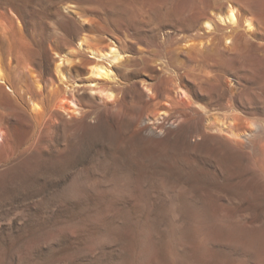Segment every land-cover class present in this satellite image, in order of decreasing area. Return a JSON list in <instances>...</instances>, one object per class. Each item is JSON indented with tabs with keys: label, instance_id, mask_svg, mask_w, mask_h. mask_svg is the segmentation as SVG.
<instances>
[{
	"label": "rangeland",
	"instance_id": "374dc122",
	"mask_svg": "<svg viewBox=\"0 0 264 264\" xmlns=\"http://www.w3.org/2000/svg\"><path fill=\"white\" fill-rule=\"evenodd\" d=\"M8 1L0 37L20 62L0 39V264H264V34L224 52L220 29L214 51H184L211 0ZM78 40L126 53L99 80L113 97L91 92ZM70 50L65 84L53 60ZM216 119L253 127L252 143L225 153L177 133L201 139Z\"/></svg>",
	"mask_w": 264,
	"mask_h": 264
},
{
	"label": "bare ground",
	"instance_id": "6f19581e",
	"mask_svg": "<svg viewBox=\"0 0 264 264\" xmlns=\"http://www.w3.org/2000/svg\"><path fill=\"white\" fill-rule=\"evenodd\" d=\"M2 1V0H0ZM5 0H3V5H5L4 3ZM10 1V0H9ZM8 1V2H9ZM175 1V0H174ZM222 1V0H221ZM172 2V1H171ZM224 3H220L218 0H211V7L212 8H217L218 10L217 11H213V10H207V11H198V12H194L195 14H193L192 16V19H191V28L190 31L191 34H188V35H184L183 37V40L186 42V49L185 48H181V50H184L186 51L187 48H189L188 50H190L191 48H194V49H198L199 51L201 52H207V51H212L215 46H216V42H215V38H213V35L214 33L217 31V30H223V32L221 33H224L226 29H229L228 32H225L222 36V41L220 40V42H223L224 44V52H228V50H231L235 47H246L245 45V41L246 39L250 38V37H256L258 35H261V34H264V11H262L259 7V5L256 3V0H226V1H223ZM2 3V2H1ZM13 3V1H12ZM116 3V2H115ZM9 4V3H7ZM21 4V3H20ZM10 5H12L10 3ZM202 5V4H201ZM7 6V5H6ZM204 6V5H203ZM202 6V8H204ZM69 9V8H68ZM127 10V9H126ZM185 14V13H184ZM183 14V15H184ZM188 14V13H187ZM152 15V14H151ZM175 15V14H174ZM191 16V15H190ZM172 17V16H171ZM178 18V17H177ZM185 19V18H184ZM83 21V20H82ZM177 21V19H176ZM190 21V20H189ZM181 22V21H180ZM188 22V21H187ZM186 22V23H187ZM185 25H190L189 22ZM172 24V23H171ZM174 24V23H173ZM181 25V24H180ZM187 25V26H188ZM197 25H200L201 27L198 29V30H195L196 26ZM185 26V27H187ZM185 29V28H184ZM183 29V31H184ZM188 30V29H186ZM189 31V32H190ZM196 31V32H195ZM218 32V33H219ZM186 33V32H185ZM217 35V34H216ZM221 35V34H220ZM106 36V35H105ZM261 38V37H260ZM255 39V38H254ZM258 39V38H257ZM96 40V39H95ZM94 40V41H95ZM249 41H252V40H249ZM115 43L113 44H109L105 47H102L99 46V47H96V45H94L96 48H93V47H88L86 48L88 51H89V54L92 55V61L90 62L89 64V70H88V73H87V77L86 79L88 78V81L87 83L89 84L90 86V90L92 93H95V92H106L109 94L110 97H113L114 95V91L112 90V88L108 87V88H104L103 90L100 89V79L102 78H115L116 79V73H115V68L113 67V64L114 63H118L120 62L122 59L126 58V53L122 52L119 50V48H117L115 45ZM79 45H80V48L81 49H84V42L83 40H80L79 41ZM87 46V45H86ZM92 46V45H91ZM250 47V46H249ZM77 48V47H76ZM220 48V47H219ZM225 48L227 50H225ZM237 48V50H239ZM222 49V48H221ZM123 50V49H122ZM197 50V51H198ZM220 50V49H219ZM222 50V51H223ZM234 50V49H233ZM247 50V49H246ZM196 51V52H197ZM214 51V50H213ZM242 52L243 51V54H244V48L243 50H239V52ZM82 52V51H81ZM217 52V50H216ZM223 52V53H224ZM236 52V50H235ZM239 52H236L235 55H241L243 56L241 53L240 54H237ZM247 52V51H246ZM88 53V52H87ZM187 53V52H186ZM71 54V53H69ZM88 54V55H89ZM207 54V53H206ZM246 54V53H245ZM248 54V53H247ZM250 54V53H249ZM58 55L57 58H55L53 60V63L55 65V70H56V73L58 74L59 78H60V81H67L65 80L67 78L66 76V73L64 71V67L66 65V63L68 64V62H70V57L69 58H66L65 56L63 55H59V54H56ZM209 55V54H208ZM77 57V56H76ZM129 57V56H128ZM78 58V57H77ZM249 58V57H248ZM127 59V58H126ZM125 59V60H126ZM123 60V61H125ZM192 60V59H191ZM249 60V59H248ZM247 60V61H248ZM78 61V60H77ZM122 61V62H123ZM76 62V61H75ZM239 62V61H238ZM72 63V62H71ZM70 64V63H69ZM121 64V63H120ZM72 65V64H71ZM70 65V66H71ZM115 65V64H114ZM250 65V63H249ZM242 66V65H240ZM118 67V66H117ZM161 67V66H160ZM166 68V67H164ZM243 68V67H241ZM245 68V67H244ZM161 69V68H160ZM249 69V68H248ZM251 70V69H249ZM118 71V70H117ZM116 71V72H117ZM124 71V70H123ZM176 72V71H175ZM180 72V71H179ZM186 72V71H184ZM211 72H214V71H211ZM243 72V71H242ZM253 73H255L253 70H252ZM122 73V71H121ZM178 75H177V83H175L174 85V89L176 90L177 88H182V87H186L187 90L191 93V89H189V86L188 84L185 83V77H186V74L184 73H178V71L176 72ZM175 73V75H176ZM3 72L2 70L0 69V85L3 84L2 82H5V75L3 76ZM187 75H188V72H187ZM197 74H195L194 76H196ZM202 75V74H200ZM217 75V74H215ZM214 75V78L216 77ZM236 75L237 77H239L237 74H234ZM123 77V76H122ZM197 77V76H196ZM202 77V76H201ZM200 77V78H201ZM205 77V76H204ZM218 77V76H217ZM190 78V76H189ZM192 78H195V77H192ZM199 76H198V79H200ZM7 79V78H6ZM197 79V78H196ZM207 78L204 79V81L206 80ZM226 79H229V78H226ZM233 79V78H232ZM238 79V78H236ZM147 80V79H146ZM194 80V79H193ZM192 80V81H193ZM201 80V79H200ZM199 80V81H200ZM203 80V79H202ZM201 80V81H202ZM217 80V79H216ZM239 80V79H238ZM7 81V80H6ZM145 81V80H144ZM189 81V80H188ZM226 81V80H225ZM203 82V81H202ZM230 82H232L230 80ZM67 83V82H66ZM65 83V84H66ZM148 83V82H147ZM190 83V82H188ZM235 83V82H234ZM239 83V82H238ZM86 84V83H85ZM152 84V82H151ZM227 84V83H225ZM233 84V82L231 83ZM229 83V85H231ZM262 84V83H261ZM5 85V84H4ZM74 85V84H73ZM150 85V83H149ZM194 85V83H193ZM228 85V86H229ZM236 85V84H234ZM154 86V85H153ZM232 86V85H231ZM230 86V87H231ZM2 87V86H1ZM197 86H195V89ZM207 87V86H206ZM235 87V86H234ZM149 88V87H148ZM153 88V87H152ZM151 88V89H152ZM209 88V87H208ZM12 89V87H11ZM232 89V88H231ZM263 89V88H262ZM150 90V89H149ZM170 90V89H169ZM201 90V89H200ZM205 90V89H204ZM152 91V90H151ZM182 91V90H180ZM194 91V90H193ZM192 91V92H193ZM198 91V90H197ZM218 91V89H217ZM254 92V90H252ZM261 91V90H260ZM178 92V91H177ZM200 92H203L200 91ZM252 92V93H253ZM152 93V92H151ZM196 93V92H195ZM218 94L220 92H217ZM153 94V93H152ZM199 94V92H198ZM222 94V92H221ZM255 94V93H254ZM190 95V94H189ZM197 95V94H196ZM195 95V96H196ZM208 95V94H207ZM220 95V94H219ZM191 96V95H190ZM194 96V97H195ZM200 96V95H199ZM211 96V95H210ZM209 96V97H210ZM218 96V95H217ZM221 96V95H220ZM256 96V95H255ZM171 97V96H169ZM204 97V96H203ZM212 97V96H211ZM210 97V99H211ZM252 97V96H251ZM254 97V96H253ZM196 98V97H195ZM199 99V98H198ZM197 99V101H198ZM255 99H259V98H255ZM263 99V98H262ZM154 99L152 97H150V101H153ZM165 100V99H164ZM174 99H172L173 101ZM163 101V99H162ZM264 102V100H262ZM260 101V102H262ZM181 102V101H180ZM232 102V101H231ZM182 103V102H181ZM194 103V102H193ZM32 105L35 109H38L40 107L39 103L35 102V101H32ZM184 105V104H182ZM187 105V104H186ZM200 105V104H199ZM233 105V104H232ZM202 106V105H200ZM174 107V106H173ZM177 107V106H176ZM181 107V105L179 106ZM233 107V106H232ZM230 106V108H232ZM78 105L72 101V105H71V109L73 110H76L78 109ZM166 108V107H165ZM164 108V109H165ZM168 108V107H167ZM178 108V107H177ZM177 108L175 109L177 111ZM182 108V107H181ZM185 108V107H184ZM204 108V107H203ZM171 109V108H170ZM173 109V108H172ZM193 109V108H192ZM175 110H173L175 112ZM181 110V109H180ZM179 110V111H180ZM39 111V109H38ZM65 111V109L63 110ZM167 111H169L168 109H166V111H163V113H161L159 116H165L167 114ZM171 111V110H170ZM179 111L177 114H179ZM182 112L185 111V110H181ZM180 111V112H181ZM187 111V110H186ZM208 111V110H207ZM232 111V110H231ZM66 112H68V114L70 113V111H68L66 109ZM55 113V112H54ZM53 113V114H54ZM59 113V112H58ZM169 113V112H168ZM171 113V112H170ZM185 113V112H184ZM189 113V112H188ZM56 114V113H55ZM64 114V112H63ZM67 114V113H66ZM191 114V113H190ZM57 115V114H56ZM71 115V114H70ZM168 115V114H167ZM173 116V115H172ZM178 116V115H177ZM176 116V117H177ZM175 117V116H174ZM164 118V117H163ZM178 118V117H177ZM189 118V117H188ZM217 118V117H216ZM172 120V119H171ZM176 120V119H175ZM182 120H183V117H182ZM190 120V119H189ZM160 121V120H159ZM168 121V119H167ZM166 121V122H167ZM174 121V119H173ZM185 121V120H184ZM234 121V120H233ZM147 122V121H146ZM158 122V121H157ZM172 122V121H171ZM170 122V123H171ZM179 122V121H178ZM181 122V121H180ZM174 123V122H173ZM185 123V122H184ZM232 122L229 120V121H225V119H216V122H215V125L212 126V130L214 131L213 133H204V134H201L202 135V138L199 139V138H194L191 139L189 133L187 130L183 131L181 130L180 132H177L178 135L180 137H182L186 142L190 143L192 146H203L205 145L206 143L208 142H211V141H216V142H219L222 146H223V149H224V152L225 153H230L231 151H233L235 148L234 146L236 145H248V144H251L252 143V135L254 133V129L253 127H246L245 129H237L235 127H233V125L231 124ZM234 123L236 124V121H234ZM154 124V123H153ZM187 124V123H186ZM167 125V124H166ZM171 125V124H170ZM156 126V125H155ZM188 126V125H187ZM157 127V126H156ZM165 127V126H164ZM160 128V127H159ZM167 129V128H166ZM147 130L149 131H153V130H158V129H153V127L151 125H148L147 126ZM164 130V129H163ZM161 130L160 133H163ZM165 131V130H164ZM169 131V130H168ZM191 131V129H190ZM199 131V130H198ZM154 133L156 131H153ZM167 132V131H166ZM192 133V132H191ZM200 133V132H199ZM152 134V133H151ZM194 134V133H193ZM175 136V135H174ZM197 137H199V135H197ZM174 138V137H173ZM172 138V139H173ZM178 140V139H177ZM190 145V146H191ZM256 145V144H255ZM257 146V145H256ZM246 147V146H244ZM252 148V147H251ZM255 149V148H254ZM253 149V150H254ZM259 150V149H258ZM257 150V151H258ZM260 152V151H258ZM232 153V152H231ZM259 256V255H258ZM260 258V257H259Z\"/></svg>",
	"mask_w": 264,
	"mask_h": 264
},
{
	"label": "water",
	"instance_id": "95a60500",
	"mask_svg": "<svg viewBox=\"0 0 264 264\" xmlns=\"http://www.w3.org/2000/svg\"><path fill=\"white\" fill-rule=\"evenodd\" d=\"M0 39H1V41L3 42V45L7 48L6 50H7V52H8V50L9 49H11V47H14V49L12 50V56H13V59H14V63H19L20 62V57H19V55H18V52H17V50L15 49V44H13V42H11V39H8V38H6V37H0ZM79 41L80 40H78L77 42H76V46H77V49H80V50H84V49H86V48H88L87 46H86V44L84 43V49H81L80 48V45H79ZM84 42V41H83ZM87 50V49H86ZM73 50H70V51H68L67 53H65V54H63V56H65L66 58H68V57H71V55L73 54V52H72ZM69 53H71V54H69ZM67 64V63H66ZM64 71H65V73H66V75L67 76H69V74H70V71H69V69H64ZM57 78L60 80V78H59V76H58V74H57ZM4 84H5V86L8 88V89H11V86L9 85V83H8V81H6L5 80V82H3ZM15 93V92H14ZM47 94V92H46V90L44 89V96L43 95H40L39 94V96H36V98L35 99H43V101L46 99V97H45V95ZM32 101H34V99H31V103H32ZM45 102H46V100H45ZM50 112V111H49ZM32 114L34 115V116H38V115H40L41 113L38 111V109H35L34 107H33V105H32Z\"/></svg>",
	"mask_w": 264,
	"mask_h": 264
}]
</instances>
